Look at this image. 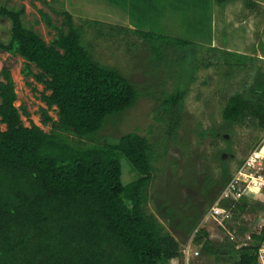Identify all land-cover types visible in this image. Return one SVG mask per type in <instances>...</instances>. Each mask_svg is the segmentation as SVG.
I'll return each instance as SVG.
<instances>
[{
  "label": "trees",
  "instance_id": "trees-1",
  "mask_svg": "<svg viewBox=\"0 0 264 264\" xmlns=\"http://www.w3.org/2000/svg\"><path fill=\"white\" fill-rule=\"evenodd\" d=\"M22 16L23 11L0 8V17L12 23L9 42L0 40V54L10 55L13 64L22 58L24 77L45 87L41 100L47 110H41L42 124L52 123L53 130L48 134L33 123L24 125L22 117L30 114L16 107L13 64L6 63L0 74V264H166L180 257L179 244L146 210L156 146L136 133L116 144L100 137L108 120L131 110L142 93L119 71L94 60L69 13H64L68 31L58 29L51 44L25 27ZM43 18L54 28L49 16ZM135 34L147 43L157 63L163 61L166 48L184 50L189 58L199 47L141 30ZM247 59L232 52L223 55L224 64L233 69L241 68ZM263 86L257 83L229 98L222 114L228 132L250 122L264 134ZM186 95L179 89L166 96L161 109L174 114ZM53 108L58 122L49 116ZM172 125V131L178 129ZM65 134L91 145H72ZM122 160L137 175L132 183L123 182ZM224 177L225 188L231 179L227 169ZM249 208L253 207L247 201L240 202L233 219ZM190 220L189 233L197 222ZM208 237L204 228L194 237L206 256L257 264L264 228L251 234L249 246L241 249L231 243L215 245Z\"/></svg>",
  "mask_w": 264,
  "mask_h": 264
},
{
  "label": "rangeland",
  "instance_id": "rangeland-1",
  "mask_svg": "<svg viewBox=\"0 0 264 264\" xmlns=\"http://www.w3.org/2000/svg\"><path fill=\"white\" fill-rule=\"evenodd\" d=\"M201 3L200 0H0V8L23 11L25 27L47 44L58 36V29L68 31L64 13H69L83 33V43L94 60L119 71L142 93L131 110L108 120L100 137L116 144L123 136L136 133L156 146L157 161L146 210L181 250L180 257L166 264H233L236 257L203 254L194 244L195 235L204 228L208 240L215 245L231 243L239 249L251 234H260L264 219L258 207L249 208L222 230L208 216L219 199L217 195L224 190V170L232 178L263 135L250 122L236 125L228 132L222 114L230 97L247 92L257 83L264 84V2L252 8L250 3H233L229 10L224 7L226 11L224 4L221 6L214 0L211 4ZM43 14L51 18L54 28L47 25ZM116 28L126 32L113 30ZM11 29V21L0 17L3 43L9 42ZM137 30L199 47L192 50L189 58L184 50L166 48L163 61L157 63L147 43L135 34ZM230 52L246 56V63L239 69L225 65L223 55ZM13 61L10 55L0 54V74L3 66ZM14 63L11 72L18 96L16 107L30 114L29 118L22 117L24 125L30 127L33 123L50 134L53 124H42L41 110H47L41 100L45 87L33 78L24 77L22 58H16ZM33 71L39 73L35 67ZM179 89L187 92L181 106L174 109V114L163 111L164 98ZM49 116L58 122L57 108L49 111ZM172 122L178 129L172 131ZM65 137L72 145H91L72 134ZM121 165L124 184L132 183L137 175L126 160ZM190 219L197 221L191 233L187 231ZM235 230H243L242 236Z\"/></svg>",
  "mask_w": 264,
  "mask_h": 264
},
{
  "label": "built area",
  "instance_id": "built-area-1",
  "mask_svg": "<svg viewBox=\"0 0 264 264\" xmlns=\"http://www.w3.org/2000/svg\"><path fill=\"white\" fill-rule=\"evenodd\" d=\"M242 201H247L251 207H258L264 213V134L251 153L240 163L208 216L215 219L222 230H226V227L233 223V210ZM263 228L264 219L259 233ZM234 232L237 234L236 230ZM251 241L249 236L241 248L249 246ZM257 264H264V240L258 249Z\"/></svg>",
  "mask_w": 264,
  "mask_h": 264
},
{
  "label": "crops",
  "instance_id": "crops-1",
  "mask_svg": "<svg viewBox=\"0 0 264 264\" xmlns=\"http://www.w3.org/2000/svg\"><path fill=\"white\" fill-rule=\"evenodd\" d=\"M200 1L202 2L201 4H203V3L209 4L212 0H200ZM214 1L216 3L219 2V4L221 3V6H222V4H224L223 5V10H225V8H226V10H229V7L230 6H231L230 8H232V5L231 4H233V3H243V2L244 3H250V6L249 7L252 8V7H254L253 5H255V4L256 5H258V4L260 5V3L264 2L262 0H214ZM207 9H209V8H207ZM216 10H217V8H216Z\"/></svg>",
  "mask_w": 264,
  "mask_h": 264
}]
</instances>
